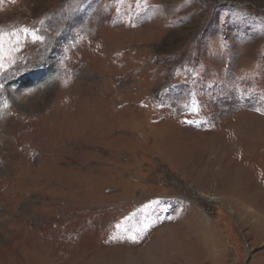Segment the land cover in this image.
<instances>
[{"label": "rangeland", "instance_id": "374dc122", "mask_svg": "<svg viewBox=\"0 0 264 264\" xmlns=\"http://www.w3.org/2000/svg\"><path fill=\"white\" fill-rule=\"evenodd\" d=\"M0 264H264V0H0Z\"/></svg>", "mask_w": 264, "mask_h": 264}, {"label": "snow or ice", "instance_id": "6c2138e0", "mask_svg": "<svg viewBox=\"0 0 264 264\" xmlns=\"http://www.w3.org/2000/svg\"><path fill=\"white\" fill-rule=\"evenodd\" d=\"M3 37H4V34L2 32H0V41L3 40ZM0 66H2V65H0Z\"/></svg>", "mask_w": 264, "mask_h": 264}]
</instances>
